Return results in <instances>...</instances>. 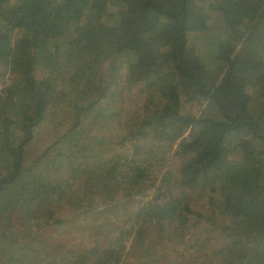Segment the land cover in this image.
I'll list each match as a JSON object with an SVG mask.
<instances>
[{
  "label": "trees",
  "instance_id": "obj_1",
  "mask_svg": "<svg viewBox=\"0 0 264 264\" xmlns=\"http://www.w3.org/2000/svg\"><path fill=\"white\" fill-rule=\"evenodd\" d=\"M191 34L204 38L193 53ZM0 71V264H120L129 237H183L203 220V237L221 243L200 264H264V0H0ZM134 85L136 114L120 94ZM54 107L70 123L30 158ZM121 122L127 140L176 144L178 174L149 179L138 147L91 143L96 124ZM78 209L96 216L94 237L104 217L126 218L114 241L68 247L57 237Z\"/></svg>",
  "mask_w": 264,
  "mask_h": 264
},
{
  "label": "rangeland",
  "instance_id": "obj_2",
  "mask_svg": "<svg viewBox=\"0 0 264 264\" xmlns=\"http://www.w3.org/2000/svg\"><path fill=\"white\" fill-rule=\"evenodd\" d=\"M215 30V28L210 30L207 41L214 37L213 35L216 34L214 33ZM14 39L16 40L15 37ZM203 40V37H195V34H191L188 38L191 46L186 51L189 53H193L194 50L199 47V45H203ZM125 69V66L121 67V74H124ZM36 72L37 78L44 76L45 73L42 66ZM9 79V73L0 71V89L6 83H8ZM66 84L70 87V90L73 89L72 82H70L67 78ZM130 89V91L123 90L122 92H120V94H123V98L127 100V102L125 101L126 103L124 107L132 106L128 104L129 97L132 98L129 99H131V101L133 102H140L143 98V95L139 93L138 96H135V94L139 92L138 89H142L141 86L134 85ZM249 95L251 100L254 102L253 95L250 93ZM129 108H132L131 112L134 111V114H136L134 106ZM192 111H195V107H192ZM63 112L64 110L60 107H54L53 109H50L48 111V117L36 130L35 137L27 150L28 156L30 158H33L35 154L37 155L41 153V151H43L45 147H47L53 140H56L59 134L62 133L66 129V127H68L70 123L69 118H65ZM121 112L126 113L128 111L123 110ZM99 125L100 124H96L94 129L89 131V134L92 136V141L90 140L92 144L99 141L101 137H104L107 140L105 143H103V149L109 151V153L110 151H116L115 154L119 153L121 155L125 154V152H129L133 147H138V153L136 155L137 159L135 158V160L140 159L142 167L148 170L146 173L149 179L156 178L157 181V179H160V176L167 171H172V173L178 174L180 160L173 155V152H175L176 144L170 141H158L157 139L151 137H145L139 140L136 139L134 141L127 140L130 139L128 135L129 130L124 126L122 122L117 126V128L111 127L104 130L99 129ZM130 131L132 130L130 129ZM122 137L124 143H122L121 145L119 141ZM93 154V152H90L88 154L89 157L87 156L91 161L102 159L96 158L95 160V156ZM70 167V161L68 160V158L64 157L61 160L59 171H56V173L65 176L66 173L69 172L68 169H70ZM140 184L141 186L148 185V183L146 182H141ZM152 190V187L146 189L143 194H137L138 198L130 199V202H133V204H137L139 200L147 198V196L149 197ZM121 191L125 192L124 190ZM131 191L132 190H130V192ZM126 193L120 192V195L115 198L119 199L118 202L120 206L126 204L127 196L129 195V193ZM201 204L202 202L196 201L192 203V207L194 210H197L198 208H200ZM204 207L205 204L203 208ZM71 212L73 214L65 215V217L68 219L67 223L65 224L66 228L62 230L57 237V239L60 240L62 244H66L68 247H73L76 244V247H80L81 245L86 246L97 241H101L104 244L114 241V238L117 235L115 228L119 227L120 221L122 223L126 218L123 216H119L118 218L110 216L104 217L100 220L106 222L103 225V230L100 229V233L98 234V236L94 237L92 231L95 223V218L91 217L95 215L90 214L86 211V209H78L76 212ZM128 225H130V223ZM207 225L208 222L203 220L200 226L197 227L196 231L191 229L188 235H184L183 237H181L177 232L174 233L171 229H167L165 232L157 234V231L154 228L148 229L149 236H147L142 241H138L133 236H131L126 242V254L123 258L122 263L120 264H200L203 255L208 256L213 250L212 248L219 246L221 243V239L215 242L213 239L203 237V232L205 231V227ZM192 234L194 235V237L191 236ZM195 237L200 238V240L205 238L203 241L204 243H195L193 240L195 239ZM200 245H203L204 247H201ZM198 249H200V251L197 252V254H201H199V257L194 260L191 253L193 252V250L196 251Z\"/></svg>",
  "mask_w": 264,
  "mask_h": 264
}]
</instances>
